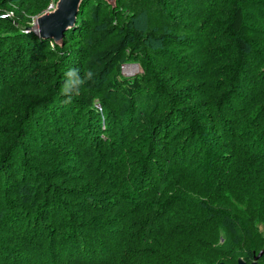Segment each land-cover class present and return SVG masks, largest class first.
Returning a JSON list of instances; mask_svg holds the SVG:
<instances>
[{
  "label": "trees",
  "instance_id": "trees-1",
  "mask_svg": "<svg viewBox=\"0 0 264 264\" xmlns=\"http://www.w3.org/2000/svg\"><path fill=\"white\" fill-rule=\"evenodd\" d=\"M43 3L0 0V264L263 263L264 0Z\"/></svg>",
  "mask_w": 264,
  "mask_h": 264
},
{
  "label": "water",
  "instance_id": "water-1",
  "mask_svg": "<svg viewBox=\"0 0 264 264\" xmlns=\"http://www.w3.org/2000/svg\"><path fill=\"white\" fill-rule=\"evenodd\" d=\"M114 5L115 0H105ZM82 0H57L54 8L43 12L36 18L34 27L41 38L53 39L57 43H61L64 33L72 28L76 22V16ZM262 251L254 257V261L250 264H260L258 259ZM237 264H246L239 260Z\"/></svg>",
  "mask_w": 264,
  "mask_h": 264
},
{
  "label": "rangeland",
  "instance_id": "rangeland-1",
  "mask_svg": "<svg viewBox=\"0 0 264 264\" xmlns=\"http://www.w3.org/2000/svg\"><path fill=\"white\" fill-rule=\"evenodd\" d=\"M43 1L46 2V4L43 3L40 8H38V9L34 8L32 13L27 14V23L30 24V27L32 26L31 28H34L35 32H37V29L33 25L36 22V18L39 15H41V13L46 12V11L54 8L55 3H56L57 0H43ZM139 1H143V0H139ZM6 13L8 15H11V12H6ZM150 14L152 15L154 21L159 22L160 18H159L158 14H155L153 11H150ZM151 22H152V24H157V23H154L153 21H151ZM262 25H263V23H259V26H262ZM225 34H229V32L226 31ZM140 71H141V69H140L139 65L137 63H134V62H128V63H126V64H124L122 66V75L125 76V77L136 75L137 73H140ZM257 226H258V230L261 233L264 234V226L262 224H260V223H257ZM259 252L257 253V255L259 254ZM239 260H242L246 264H250V263H252L254 261V259H253L250 263H248L245 260H243L242 257H241V258L237 259V263H238ZM257 262L260 263V264L264 263V262L263 263L260 262L259 260Z\"/></svg>",
  "mask_w": 264,
  "mask_h": 264
},
{
  "label": "clouds",
  "instance_id": "clouds-1",
  "mask_svg": "<svg viewBox=\"0 0 264 264\" xmlns=\"http://www.w3.org/2000/svg\"><path fill=\"white\" fill-rule=\"evenodd\" d=\"M65 77L66 79L60 88V94L65 98L63 102L68 104L79 94L81 87L86 81L94 77V72L92 69H89L83 76H81L79 70L69 69L65 73Z\"/></svg>",
  "mask_w": 264,
  "mask_h": 264
}]
</instances>
